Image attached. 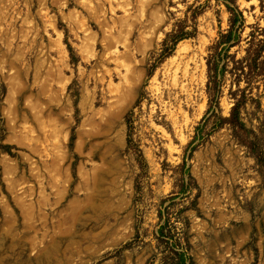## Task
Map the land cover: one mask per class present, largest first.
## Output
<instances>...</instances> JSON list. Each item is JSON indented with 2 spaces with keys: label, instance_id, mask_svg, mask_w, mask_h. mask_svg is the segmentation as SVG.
<instances>
[{
  "label": "rangeland",
  "instance_id": "374dc122",
  "mask_svg": "<svg viewBox=\"0 0 264 264\" xmlns=\"http://www.w3.org/2000/svg\"><path fill=\"white\" fill-rule=\"evenodd\" d=\"M234 1L244 24L221 51L214 114L224 0H0V264H179L181 250L264 264V165L249 148L256 135L264 149V79L246 62L264 0ZM243 92L252 132L236 133L217 117Z\"/></svg>",
  "mask_w": 264,
  "mask_h": 264
},
{
  "label": "trees",
  "instance_id": "16d2710c",
  "mask_svg": "<svg viewBox=\"0 0 264 264\" xmlns=\"http://www.w3.org/2000/svg\"><path fill=\"white\" fill-rule=\"evenodd\" d=\"M224 5L227 11L230 13V27L226 33L219 34V40L213 47L211 55L207 59V68H208V84H207V92L209 95V107L207 112L212 111V113L217 114L218 111V93L219 89L218 84L223 76V71L226 68V64L223 61V56H221V51H225L224 55L228 56L229 49L234 45L235 40L240 37V29L244 24V18L242 12L235 5L234 0H224ZM196 14V13H195ZM186 27L181 26L179 29L173 30L170 34L166 35L165 39L162 42L161 52L159 54L160 58H164L169 56L175 49L176 45L179 41L194 37L196 35V26L193 24L191 26V30L185 29ZM232 41V43H231ZM68 48L70 46L68 45ZM249 53V51H247ZM222 61V62H221ZM245 62V60H244ZM249 63L251 74L259 75L264 79V34L261 39L258 40V48L255 52L251 53V56L246 60ZM245 92L242 93V97L239 100H236L233 104L230 116L229 117H221L218 115L217 124H221L222 121L228 122L231 125V128L234 132H252V129H248L246 123L240 116L241 106L243 104V100L245 98ZM256 140V141H255ZM258 137L254 136V141H252L249 145L251 152L253 153L256 161L264 165V149L261 147H257ZM129 142V141H128ZM186 173L189 174V170H185ZM185 184V183H184ZM182 183V187L184 185ZM185 189V187H184ZM162 233V230L160 231ZM161 235V234H160ZM178 255L179 264H189L186 263V259L188 258L186 252L181 250L176 253Z\"/></svg>",
  "mask_w": 264,
  "mask_h": 264
},
{
  "label": "bare ground",
  "instance_id": "6f19581e",
  "mask_svg": "<svg viewBox=\"0 0 264 264\" xmlns=\"http://www.w3.org/2000/svg\"><path fill=\"white\" fill-rule=\"evenodd\" d=\"M181 47V46H180Z\"/></svg>",
  "mask_w": 264,
  "mask_h": 264
}]
</instances>
